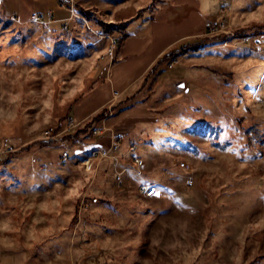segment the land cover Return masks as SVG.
Segmentation results:
<instances>
[{
	"label": "rangeland",
	"instance_id": "374dc122",
	"mask_svg": "<svg viewBox=\"0 0 264 264\" xmlns=\"http://www.w3.org/2000/svg\"><path fill=\"white\" fill-rule=\"evenodd\" d=\"M74 1L52 24L0 3V264H264V0ZM186 8L202 36L111 90L126 27Z\"/></svg>",
	"mask_w": 264,
	"mask_h": 264
},
{
	"label": "crops",
	"instance_id": "0c3cea01",
	"mask_svg": "<svg viewBox=\"0 0 264 264\" xmlns=\"http://www.w3.org/2000/svg\"><path fill=\"white\" fill-rule=\"evenodd\" d=\"M51 1L0 0V3L5 15L11 19L27 21L34 13H42L47 10L54 12L56 20L62 23L63 20H66L63 15L65 9L62 11L63 8L59 6L57 9H52ZM206 6L203 4L205 10ZM177 14L178 16H174L167 12L159 15L153 21L138 22L126 27V36L119 53L120 60L111 72V90L121 93L130 91L147 77L174 47L189 39L202 36L206 25L204 14L189 8L182 9ZM108 85L106 89L109 90ZM106 100V98H102L100 101L106 102ZM97 108L99 107L97 106ZM97 108H92L88 114L94 113ZM79 112L75 111V107H72V118L75 114L79 115Z\"/></svg>",
	"mask_w": 264,
	"mask_h": 264
},
{
	"label": "built area",
	"instance_id": "2783aa9c",
	"mask_svg": "<svg viewBox=\"0 0 264 264\" xmlns=\"http://www.w3.org/2000/svg\"><path fill=\"white\" fill-rule=\"evenodd\" d=\"M59 2H60L63 9H65L67 5L72 8L71 9L72 10V19L74 17H77V15L75 13V7H74L75 1L74 0H59ZM31 21L33 23H38V24H52L54 22V17H53L52 12L34 13L31 16ZM66 21H68V20H66ZM64 28L68 29V25H65ZM207 31L209 34H217L220 32V28H218V26H215L213 24H208ZM245 41H248V38L245 39ZM120 42H121L120 38H113L112 39V46H111V49L109 50V54L111 56L114 54L115 47L117 45H119ZM175 63H177V59L172 61L171 68L175 65ZM104 115H105V117H108V112H105ZM97 133L98 132H95V134H97ZM47 135L50 138L49 134H47ZM116 146H117V144H115V147ZM130 150L132 151V161H133L134 166H136L137 168L143 167L144 162L141 159V157H139L137 155L136 148L134 146H131ZM110 154H111V150H94L92 152V157L100 156V158H109ZM68 157H69V153L64 152L62 157H61V161L66 162ZM128 171H129L128 168H126V169L123 168L121 171H117L116 179L120 184L123 183V177ZM135 172H137V170ZM141 193L143 194V196L146 199H155L159 196L160 192L158 190L157 184H148V185L145 184V185H142V187H141Z\"/></svg>",
	"mask_w": 264,
	"mask_h": 264
},
{
	"label": "trees",
	"instance_id": "16d2710c",
	"mask_svg": "<svg viewBox=\"0 0 264 264\" xmlns=\"http://www.w3.org/2000/svg\"><path fill=\"white\" fill-rule=\"evenodd\" d=\"M108 28V29H107ZM106 29H107V32H111V30H110V28H112V26H109V27H107ZM195 49H196V47H195ZM169 56L170 55H167V56H165V58L164 59H166V58H169ZM160 63V62H159ZM134 98H131V100H129L128 102H130V101H132ZM100 117H102V116H100Z\"/></svg>",
	"mask_w": 264,
	"mask_h": 264
},
{
	"label": "water",
	"instance_id": "95a60500",
	"mask_svg": "<svg viewBox=\"0 0 264 264\" xmlns=\"http://www.w3.org/2000/svg\"><path fill=\"white\" fill-rule=\"evenodd\" d=\"M181 85H183V87H182V88H184V87H185V84H181ZM186 90H187V91H189V90H188V88H187Z\"/></svg>",
	"mask_w": 264,
	"mask_h": 264
},
{
	"label": "snow or ice",
	"instance_id": "6c2138e0",
	"mask_svg": "<svg viewBox=\"0 0 264 264\" xmlns=\"http://www.w3.org/2000/svg\"><path fill=\"white\" fill-rule=\"evenodd\" d=\"M180 87H183V85H181Z\"/></svg>",
	"mask_w": 264,
	"mask_h": 264
}]
</instances>
